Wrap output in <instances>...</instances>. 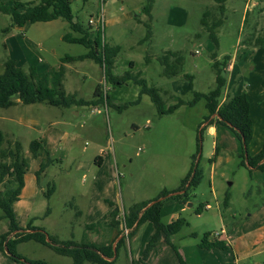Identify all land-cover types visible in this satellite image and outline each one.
Wrapping results in <instances>:
<instances>
[{"label":"rangeland","instance_id":"obj_1","mask_svg":"<svg viewBox=\"0 0 264 264\" xmlns=\"http://www.w3.org/2000/svg\"><path fill=\"white\" fill-rule=\"evenodd\" d=\"M144 1L70 0V7L75 22L91 32L99 28L103 42L119 46L112 74L139 72L149 86L159 89L165 109L178 99L191 100L195 91L207 93L214 87L212 52L217 59L234 57L235 67L226 74L221 98L246 94L252 121L247 155L259 154L264 150V50L247 46L243 40L262 30L264 0H225L218 46L201 25L206 11L212 13L209 21L216 14L214 0H154L150 19L141 9ZM9 3L0 0V5ZM101 10L103 23L98 21ZM90 18L95 22L89 24ZM144 22L151 26L149 41L143 40ZM68 32L79 35L61 18L18 27L12 25L9 14L0 11V72L7 57L45 72L59 65L65 54L86 53V46L62 39ZM166 50L182 54L181 74H161L158 57ZM65 65V91L90 100L100 83L107 100L69 108L20 102L0 108V129L11 140L20 141L29 159L24 188L13 206L19 227L24 229L32 221L61 242L112 244V264H179L164 235L149 246L154 230L150 221L141 223L128 238L131 229L125 227L124 210L134 203L161 201L163 223L177 218L186 222L170 237L185 264H264V170L240 164L242 148L235 133L218 123L209 129V120L204 122L202 117V101L193 108L181 105L159 114L150 97L140 94V85L132 81L111 84L94 60ZM32 140L41 142L42 159L31 157ZM98 155L102 164L94 162ZM47 157L53 162L38 181L35 171ZM194 173L198 182L187 189V201L171 197L184 186V177ZM52 184L55 189L47 196ZM115 208L116 228L109 223ZM9 230V221L1 219L0 235ZM216 233L229 239L227 249L199 247L204 235L211 238ZM121 237L124 244L115 248ZM15 250L22 257L19 262L0 251V264H22L25 259L71 264L70 257L33 240L18 243Z\"/></svg>","mask_w":264,"mask_h":264},{"label":"trees","instance_id":"obj_2","mask_svg":"<svg viewBox=\"0 0 264 264\" xmlns=\"http://www.w3.org/2000/svg\"><path fill=\"white\" fill-rule=\"evenodd\" d=\"M216 2V14L211 21L210 11H206L202 17L201 25L207 37L218 46L217 29L223 22L225 12V0H214ZM154 0H145L142 5L144 14L151 18V9ZM0 11L9 14L12 25L23 26L27 22H47L61 18L68 22L69 28L79 35L74 36L70 32L62 35V39L67 42L84 45L88 51L81 55L65 54L60 58L59 65L45 72H39L34 66L23 67L16 63L12 58L7 57L3 62V70L0 73V108H7L20 102L22 104L44 103L56 107L69 108L72 105H90L102 103L107 100V94L103 95L102 86L98 83L95 86L93 99H84L79 97L76 92H67L63 86L65 74V63L76 60L90 58L98 63L104 72L105 80L113 85H121L127 81H132L140 85V94H147L159 114L170 113L181 105L192 106L200 98L205 101L207 115L203 117L204 122L208 121V126L214 123L223 124L230 128L241 143L240 164L247 165L250 168L264 170V150L256 156L247 155V147L252 137V121L249 115V101L245 93L228 96L223 100L222 93L226 86V74L230 56L224 55L221 59L216 58V52L211 53V67L215 75L214 87L207 93L194 92L191 100L178 99L174 105L168 108L163 107V100L160 96L159 89L149 86L145 79L140 77V73L126 71L121 75L112 74L115 63V57L119 52L118 45H107L101 40L100 30L97 28L96 33L91 36L90 28H85L73 20L70 7V0H38L23 1L10 0L8 5H0ZM146 33L143 40L149 41L151 38V26L149 22H144ZM8 28L5 29L7 31ZM200 35V34H199ZM198 35V36H199ZM244 43L258 46L264 50V26L259 33H250L244 37ZM162 65L161 74L166 77H174L183 71V56L179 51L166 50L158 57ZM185 78L191 81V76L184 74ZM264 86V76L262 80ZM104 90V89H103ZM104 98V99H103ZM17 99V100H16ZM216 115L215 121L210 117ZM203 129V128H202ZM29 151L32 158L40 155L42 144L39 140H32L29 144ZM217 147H215V153ZM246 154V158H245ZM246 160V162H244ZM52 162L49 157L42 160L39 168L35 172V177L39 181L40 174ZM29 167V159L23 155L22 145L18 140H11L0 129V220L7 219L10 223V230L0 235V251L7 252L9 256L20 261L22 258L16 252V245L20 242L33 240L42 245L48 246L54 252L71 258V264H83L89 261L96 264H112L113 247L112 244L106 246H94L79 244L74 241H59L57 238L50 236L39 226L29 221L24 229L20 228L14 212V204L19 200L21 190L24 186V175ZM183 187L178 193L171 197L179 198L186 202L187 189L196 185L198 179L196 174L190 177V174L184 177ZM1 186L3 188H1ZM55 189L52 184L47 188L46 195L49 196ZM9 193L5 196V193ZM168 194V193H167ZM228 198H226L225 203ZM150 202L134 203L128 209L124 210L125 227L131 229L128 238L134 233L136 228L145 221L153 224L154 230L150 238L149 246L158 241L162 235L165 236L167 243L173 248L179 264H185L178 248L171 242L170 237L175 235L181 227L186 224L182 218H177L170 223H163L160 218L161 201H154L153 204L146 207ZM146 207V208H145ZM145 208V209H144ZM118 209H113L110 214L109 223L117 227L119 221L116 219ZM201 209L198 210V213ZM13 233V237L9 235ZM8 237V239H7ZM124 244V237H121L115 244ZM201 248L216 247L226 249L227 244L224 241L215 239L209 241L207 235H204L199 242ZM22 264H49L45 260H23Z\"/></svg>","mask_w":264,"mask_h":264},{"label":"crops","instance_id":"obj_3","mask_svg":"<svg viewBox=\"0 0 264 264\" xmlns=\"http://www.w3.org/2000/svg\"><path fill=\"white\" fill-rule=\"evenodd\" d=\"M10 4V3H9ZM91 19V18H90ZM89 21V20H88ZM96 21H97V19H96ZM95 22V21H94ZM98 22V21H97ZM89 24H91V23H89ZM24 26V25H23ZM22 26V27H23ZM96 30H97V28H96ZM96 30L94 31V32H91V30H90V33H91V36H93L95 33H96ZM245 45H247V46H251V45H249V44H246V43H244ZM235 59H234V57H230V59H229V62H228V67H227V72L229 71V69L230 68H234L235 67ZM59 63H60V60H59ZM115 64V63H114ZM65 65V64H64ZM58 66V65H57ZM56 66V67H57ZM55 67V68H56ZM65 67H66V65H65ZM114 68V67H113ZM51 69V68H50ZM49 70V69H48ZM113 70V69H112ZM1 73V72H0ZM130 81V80H129ZM262 87H263V91H264V86H263V84H262ZM247 93V92H246ZM85 99V98H84ZM226 99V97H224L223 98V100H225ZM263 100H264V97H263ZM203 102V104H202V107H203V109H204V113L202 114L203 116L202 117H204L205 115H207V110H206V108H205V101H204V99L203 98H200L195 104H193L192 106H188L189 108H193L197 103H200V102ZM264 102V101H263ZM91 105V104H90ZM90 105H81V106H90ZM75 106H78V105H72L71 107H75ZM77 113V112H76ZM249 115H250V106H249ZM199 121V120H198ZM201 125H202V123H201ZM208 128L209 129H211V130H214V124L213 125H211V126H208ZM42 153V152H41ZM41 155V154H40ZM37 156V157H35V159H37L38 157L39 158H41L42 159V157L41 156ZM47 155V154H46ZM40 159V160H41ZM42 161V160H41ZM40 161V162H41ZM52 162H53V160H52ZM61 162V161H60ZM94 162H96V163H98V164H102L103 163V158H102V156H100V155H98V156H95V158H94ZM38 168H39V166H38ZM37 171V170H36ZM35 171V172H36ZM24 177H25V175H24ZM23 188H24V186H23ZM22 188V189H23ZM22 191V190H21ZM175 193H178V192H175ZM21 194V193H20ZM174 194V193H173ZM19 199H20V197H19ZM19 201V200H18ZM17 201V202H18ZM215 239H218V240H222V241H224L225 242V244H227V248L230 246V244H229V239H227V237H226V235L225 236H219V235H217V236H213V237H211V238H208V240L209 241H213V240H215ZM226 248V249H227Z\"/></svg>","mask_w":264,"mask_h":264},{"label":"built area","instance_id":"obj_4","mask_svg":"<svg viewBox=\"0 0 264 264\" xmlns=\"http://www.w3.org/2000/svg\"><path fill=\"white\" fill-rule=\"evenodd\" d=\"M103 13H102V10H101V13H100V15H99V19L100 20H98V21H100L101 23H103ZM89 23H94V20L91 18V19H89ZM104 93H105V88H104ZM215 235H218L217 233L215 234Z\"/></svg>","mask_w":264,"mask_h":264},{"label":"water","instance_id":"obj_5","mask_svg":"<svg viewBox=\"0 0 264 264\" xmlns=\"http://www.w3.org/2000/svg\"><path fill=\"white\" fill-rule=\"evenodd\" d=\"M245 158H246V154H245ZM153 203H154V201L150 202L146 207L150 206V205L153 204ZM146 207H145V208H146ZM145 208H144V209H145ZM7 239H8V237H7Z\"/></svg>","mask_w":264,"mask_h":264}]
</instances>
